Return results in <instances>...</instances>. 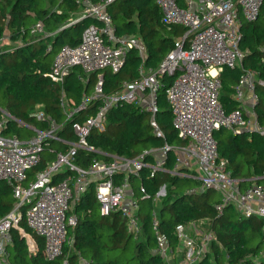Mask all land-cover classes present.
I'll return each instance as SVG.
<instances>
[{
	"label": "built area",
	"instance_id": "built-area-1",
	"mask_svg": "<svg viewBox=\"0 0 264 264\" xmlns=\"http://www.w3.org/2000/svg\"><path fill=\"white\" fill-rule=\"evenodd\" d=\"M74 1L83 12L71 18L70 24L87 17L95 18L98 23H91L77 45L60 48L46 75L54 82L63 84L75 67H80L85 74L98 72L93 93H83L78 105H70L62 95L61 104L67 119L88 108L95 99H100L101 103L91 117L73 123L78 140L69 143L67 152L56 151L55 157L46 162L32 181H27L28 172L42 161L49 142L65 141L59 136L62 124H58L40 106L32 115L39 121L47 122V127L35 129L36 134L32 138L23 140L18 134L5 135L3 130L8 119L17 120L23 125L26 123L2 111L0 180L12 185L16 204L9 214L0 218V264H15L10 260L8 250L12 243V228H17L28 244L34 240L19 225L23 214L29 227L45 239V258L54 260L62 257L65 244L71 246L73 242L68 229L77 224V217L70 210L92 181L96 182L100 213L121 214L127 231L135 237L139 236L142 233L140 198L134 192L132 179L139 178L146 168L151 177L158 171H167L171 175L193 179L197 185L189 187L191 193L205 190L218 193L220 200L216 210L220 214L226 206L233 205L244 217H261L264 244V185L253 183L241 189L238 179L231 177L226 167L227 160L220 157L214 135L216 130L226 127L234 132H257L264 137V125L259 123L254 108L258 99L254 91V72L246 68L235 85L239 102L244 101V89L252 92L250 100L254 110L250 114H246L243 107L226 113L220 102L219 75L225 67H235L244 59V51L240 47L242 26L244 22L258 19L264 0H156L162 10L163 23L169 28L181 25L186 31L176 47L164 56L158 68L147 67L143 62L138 69V78L127 80L120 89L109 95L103 93V71H120L126 64L129 51L134 48L143 58L145 51L142 40L136 35L118 33L107 10L115 0ZM32 29V33L38 35L45 30L42 22ZM3 41L2 36L0 46ZM162 76L174 77L169 86L166 87ZM79 79L85 81L82 75ZM259 84L263 85L264 81L260 80ZM163 89L172 112L173 128L182 144L173 146L164 142L162 147L145 149L134 158L116 155L110 161L95 159L88 167L75 163L79 148L96 150L86 139L92 129L103 130L107 111L125 103L135 104L140 111L148 112L155 135L164 138L165 133L157 119ZM170 151L175 152L176 160L173 167L168 169L167 155ZM62 171L69 173L55 181L56 175ZM139 194L143 200L157 203L166 194V184L154 196L139 185ZM152 214L153 230L159 238L156 248L164 257L165 264H197L216 237L213 231L200 228V221L182 222L175 226V235L182 248L173 247L167 238L160 235L155 210ZM31 249L35 250L33 247ZM179 254L182 255L181 259H176ZM226 258L229 259V255ZM63 264L70 262L65 258ZM78 264H89V261L80 255Z\"/></svg>",
	"mask_w": 264,
	"mask_h": 264
},
{
	"label": "trees",
	"instance_id": "trees-1",
	"mask_svg": "<svg viewBox=\"0 0 264 264\" xmlns=\"http://www.w3.org/2000/svg\"><path fill=\"white\" fill-rule=\"evenodd\" d=\"M78 10L74 0H0V37L8 35L11 41L23 42V45L6 43L0 46V120L2 111H5L22 123H32L43 130L47 122L36 120L32 115L37 105H43L45 113L62 124L59 136L66 141L49 142L44 159L29 170L27 181L35 179L36 173L46 166L56 151L67 152L70 149L69 143L78 140L73 123L91 117L101 103L100 99H95L88 108L67 119L61 104L62 95L70 105H78L83 93H91L97 84L98 72L85 74L80 67H75L63 84L54 82L46 75L50 71L54 53L64 45H77L91 23H98L95 18L87 17L70 24L69 20ZM107 10L120 35H136L145 43L143 60L134 48L129 51L126 64L120 71H103V93L109 95L120 89L127 80L138 78V69L143 62L147 67L158 68L186 29L181 25L171 28L165 25L156 0H115ZM40 22L48 32L53 33L52 36L32 33V28ZM241 32L240 47L244 51V59L239 65L225 67L220 72V102L226 113L242 108L234 96L235 85L239 83L244 70L250 68L255 74L254 91L258 96L254 108L259 123L264 125V84H259L260 80L264 81V2L258 19L244 22ZM80 75L85 81L79 79ZM162 77L166 87L174 78ZM159 111L158 123L165 133L162 139L155 135L150 126V114L140 111L135 104L125 103L110 108L105 128L92 129L86 138L96 150L79 148L75 163L88 167L95 159L110 161L116 155L134 158L145 149L162 147L164 142L173 146L182 144L172 125V112L165 89L160 93ZM22 130L23 126L17 120L8 119L3 132L5 135L20 136ZM214 135L220 157L227 160L226 167L231 177L238 179L240 188H248L253 183L264 185V137L257 132H234L226 127L216 130ZM148 159L152 160L151 157ZM175 160V152H168V169L173 167ZM68 173L62 171L56 175L55 181ZM132 180L134 192L140 198L142 233L139 236L135 237L127 231L121 214L100 213L96 182L92 181L70 210L77 217V224L68 229L73 242L71 246L65 244L62 257L54 260L45 258V239L29 227L23 214L19 225L26 234L33 236L38 248L32 250L26 237L17 228H12V243L8 246L10 260L15 264H63L67 258L70 264H78V258L82 255L89 264H165L164 257L156 248L159 238L153 230L152 213L155 210L160 235L167 238L173 247L178 245L175 226L179 223L204 222L208 231L215 233V239L209 243L210 248L197 264H264L261 217H244L233 205L226 206L220 214L216 210L220 195L213 190L191 193L188 189L197 184L196 181L171 175L167 171H158L151 177L146 168L139 178ZM164 184L166 194L159 202L140 197L139 185L154 196ZM15 204L12 185L0 180V218L9 214Z\"/></svg>",
	"mask_w": 264,
	"mask_h": 264
},
{
	"label": "crops",
	"instance_id": "crops-1",
	"mask_svg": "<svg viewBox=\"0 0 264 264\" xmlns=\"http://www.w3.org/2000/svg\"><path fill=\"white\" fill-rule=\"evenodd\" d=\"M83 11L79 8V10H78V12L74 15V17H78L81 13H82ZM44 27V26H43ZM44 31L42 32V33H40V34H42V35H45L46 37H49V36H52V34L53 33H51V32H48V30L46 29V27H44ZM39 34V35H40ZM8 36V35H7ZM6 43H11V44H17V45H23V42H22V40H15V41H11L10 40V38H9V36H8V41H6ZM5 43V44H6ZM142 43H143V40H142ZM143 48H144V51H145V43H143ZM57 51H59V49L57 50ZM57 54V52L56 53H54V55H53V57L51 58V62L50 63H52L53 62V59H54V57H55V55ZM140 55V54H139ZM144 56H145V53H144V55H143V58H142V60L144 59ZM53 64V63H52ZM51 67H52V65H51ZM51 69V68H50ZM94 88H95V86L93 87V89H92V91H91V93H89V94H92L93 93V91H94ZM244 91H245V98H244V101L243 102H240V104L242 105V107H243V109H244V112L247 114H250V111H253L254 110V108H252V104H251V100H250V95L252 94V92L251 91H249L247 88L246 89H244ZM235 98H236V92H235ZM65 97V96H64ZM66 98V97H65ZM67 99V98H66ZM237 100V99H236ZM238 101V100H237ZM41 106V108L42 109H44L43 108V105H37L36 107H35V109L33 110V112L34 111H36L37 109H38V107H40ZM37 120V119H36ZM26 123V124H25ZM24 124L25 125H23V124H21L22 126H23V130H22V134L20 135V137H21V139H23V140H26V139H29V138H32L35 134H36V132H35V129H38L36 126H34L32 123H27V122H25ZM46 151V150H45ZM45 151L43 152V156H45ZM42 156V158L44 159V157ZM47 157V156H46ZM55 157V153H54V155H53V157L51 158V159H49L48 161H50V160H52L53 158ZM197 184H195V185H193V186H196ZM218 194V193H217ZM28 245H30L31 247H33L34 249H37L38 248V246H37V243H36V240L34 239V240H31V242L28 244ZM176 247H178L179 249H181L182 247L180 246V244L178 243V245H176ZM181 257H182V255L181 254H179V256H177V258L176 259H181Z\"/></svg>",
	"mask_w": 264,
	"mask_h": 264
},
{
	"label": "rangeland",
	"instance_id": "rangeland-1",
	"mask_svg": "<svg viewBox=\"0 0 264 264\" xmlns=\"http://www.w3.org/2000/svg\"><path fill=\"white\" fill-rule=\"evenodd\" d=\"M4 37V41H3V44H5L6 43V41H8V36L6 35V36H3ZM3 44H1V46L3 45ZM252 111H250V113H251ZM46 152V151H45ZM191 161H192V159H191ZM203 224V225H202ZM198 226H199V224H198ZM200 228H202V229H204L205 231H208V229H207V226L205 225V223L203 222V223H201L200 222V226H199ZM209 246V245H208ZM209 248H210V246H209Z\"/></svg>",
	"mask_w": 264,
	"mask_h": 264
}]
</instances>
